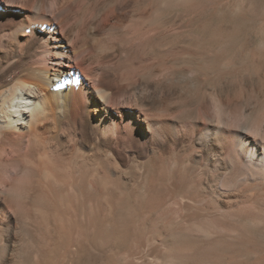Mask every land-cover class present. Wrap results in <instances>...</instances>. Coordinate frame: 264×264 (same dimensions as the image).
<instances>
[{
	"label": "bare ground",
	"instance_id": "1",
	"mask_svg": "<svg viewBox=\"0 0 264 264\" xmlns=\"http://www.w3.org/2000/svg\"><path fill=\"white\" fill-rule=\"evenodd\" d=\"M29 2L19 13L0 2V264H49L60 234L64 256L99 242L100 264H264V91L248 108L264 73L213 86L209 109L190 81L188 109L164 97L161 80L190 30L161 19V0ZM219 60L195 67L222 72ZM169 116L189 119L192 145L166 166ZM134 130L146 132L142 154Z\"/></svg>",
	"mask_w": 264,
	"mask_h": 264
},
{
	"label": "rangeland",
	"instance_id": "2",
	"mask_svg": "<svg viewBox=\"0 0 264 264\" xmlns=\"http://www.w3.org/2000/svg\"><path fill=\"white\" fill-rule=\"evenodd\" d=\"M1 1L2 3L6 2V0H0V2ZM29 1L30 0H7L8 3H11V5L7 7L11 8L10 10H12L13 12L16 11V13H19L20 8L22 6H30ZM144 1L146 3V1L148 0ZM149 1L151 2L152 0ZM175 1L172 3L171 0H161V19L163 18L162 20L165 21L166 19L172 17L175 23L174 27L178 33H182L183 30L186 31L189 28L188 30L190 31H188V33L191 37V44L189 46V49H186V51L182 49V46H178L176 58L177 62L172 69H169V71L165 73L166 77L162 78L161 80L162 87L165 92L164 97H171V99H176L177 101L178 98L179 100H182L184 98L188 101V109H190L189 101L193 98V96H190L192 94H190L189 89H186V83L196 80L200 82V85L203 88L202 92L205 99L204 102H206V105H208L209 109L210 98L208 92L213 86L217 85L223 88L231 87L233 83V86L237 83V80L239 78L246 79L249 76L248 73L251 74V76L254 75L253 78L254 80H256L255 70H261V75L264 73V0H190L188 1L190 4H188V2L184 0ZM150 2H147L146 4ZM184 4L187 6H185ZM1 8L2 6L0 5V10ZM188 9L191 13L187 11ZM187 18L190 20H188ZM192 24L193 27L191 26ZM1 25L0 33L2 30ZM190 27L192 29H190ZM191 33L192 35H190ZM139 45L140 43H135L132 47V52L137 51V59L142 58L141 50L139 51V49H141V46ZM216 58L220 59L219 63L223 65L226 64L228 68H226V70L222 72L215 71L216 73L204 74L200 70H197L195 67L196 61H207L212 65L218 64ZM247 68L251 71L249 70L248 72ZM171 70L176 72L177 74H182L183 76H185V84L174 83L172 77L170 76ZM233 71L236 75L235 78ZM263 91L264 86L261 84V82H258L256 80V85H254V93L249 100L248 108H250L249 106H252L256 103L257 98H261ZM123 96L124 95L121 94L120 97ZM224 99L225 101H228L231 104L230 114L231 118L234 120L239 115L237 112V104L240 99L236 98L233 94L228 97H224ZM181 111L182 110H176L177 113ZM123 113L124 115H126V117H130L131 111L125 109ZM211 114L214 117L217 116L214 111H212ZM168 118L166 130L161 136L164 138L161 139V144H159V151L162 157L161 165L164 164L166 166L170 164L169 162L172 160L171 158H173L175 155L181 153L182 151H184V149H187L192 145V129L189 119L184 118L180 121L174 122L172 116H169ZM175 127L177 128V130ZM132 132H134L136 137L140 134V140L138 139L133 144V147L135 148L134 150L136 154H142V152L147 146V142H145V139L143 140V138L146 137V132H141V130H134ZM136 132L138 133L136 134ZM139 157L140 159H142L143 156L138 155L137 158ZM216 179L217 181L218 179L222 180L224 179V175L219 173ZM220 180L219 182L221 183ZM147 182V184H150L152 182V179L148 178ZM171 185L172 184L170 180H166L163 182V187L169 188L171 187ZM163 211L164 214H166L165 216H168L167 218L170 217L169 219H171V211L169 207H167L166 210ZM150 214L152 215V219L154 217V219L162 220V214ZM164 224L166 232L168 230L172 231L171 224H168L166 222H164ZM169 231L167 232L168 234L171 233ZM33 232L34 238L37 239L39 233L36 227H34ZM62 236L63 235L61 234L55 235L54 239L51 241V244L49 246L50 254L48 255L49 264L101 263L100 257L102 256L104 251L102 249L103 247L100 246L99 242H97L96 245H93L91 247V253L89 256H87L83 252L80 253L81 255L78 256H64L62 252H60V250L62 249ZM73 248L75 249V246H73Z\"/></svg>",
	"mask_w": 264,
	"mask_h": 264
}]
</instances>
